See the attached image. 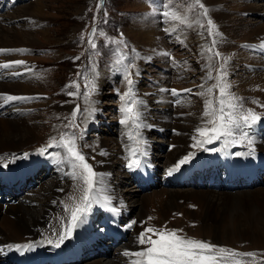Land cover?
<instances>
[{
	"label": "rangeland",
	"instance_id": "1",
	"mask_svg": "<svg viewBox=\"0 0 264 264\" xmlns=\"http://www.w3.org/2000/svg\"><path fill=\"white\" fill-rule=\"evenodd\" d=\"M14 1L15 3H13ZM206 1L211 3V0H201L209 9L208 17H202L200 15L202 10L199 9V7L189 11L192 0H152V3H149V0H9L8 2H6V0H0V4H2L0 15L4 17L12 16L13 22L9 24L7 20L0 21L2 29L3 26L7 27L9 32L6 33V36H11L13 34L12 32L18 29L17 31L21 34L22 41H24L23 43L25 44L20 49L27 50L24 53H0V63L2 64L12 61L24 62L19 66L13 65V67L9 69L0 68V73H2V76L0 75V84L7 83L8 81L29 83V88L33 92L31 95H33L34 99L20 101L16 107H14V103L12 102L6 106L8 110H15L21 107L22 110L20 111L19 109L18 115L20 114L23 120L30 121L37 128V140L30 144L27 150L24 149V151H26L24 153H29V156L33 155L39 160L48 155H39L37 150L41 147H47L51 137H55L56 140L59 141L62 133H75L78 137L77 145L86 157H90V155L86 153L87 147L89 150H92L98 147L100 141L103 140L106 152L114 153L112 157L118 159V153L122 152V146L126 145L128 141L127 136H125L126 132L132 131L130 125L125 127L119 122L122 118V113L120 112L122 104L120 95L127 91V84L123 78V66L117 63V61L122 58L124 64H128L130 60L134 63L135 67H130V72L135 73L137 70L139 71V75H133L132 78L135 81L137 98L142 99L145 103L144 117L146 122L152 125L150 129H142V133L146 140L149 138V140L152 141V145L149 147L147 160L149 164L152 165L150 167H153L152 169L154 171L152 174L148 166V171L150 175H153L154 180V185H151V187H156V190L163 187L160 183V177L164 176L161 163L163 160L164 162L166 161L169 148L173 146L174 154L181 150V145L173 144L171 129L168 128V122L170 121L169 115L176 112L179 107L185 105V112L189 117L188 128L196 118H204V99L206 97L198 95V93L205 88L212 87L216 83L215 77L217 76V70L220 64L223 63V57L229 58V62L226 65L227 75L225 79L230 85L228 89L230 95L238 98V101L242 102L241 111L246 112V110L250 108L261 116V121L255 126V129L258 127L264 128V107H261V105H264V99L257 95V90L264 91V86L261 84L254 85L258 82L255 75H261V78H263L262 80H264V71L261 68V71L255 74L257 70L251 69L245 64V61H249L247 58L243 57L240 59L239 57H233V54L241 51L248 54V47H243L246 43L241 41V33L247 35L248 31L255 30L254 28L259 26H264V0H248V4L253 8L252 11L238 16L240 20H242L240 24L243 26V29L238 28L240 25L235 22L228 23L229 28L233 31L229 32L228 41L222 42L223 40H220L221 42H218L215 51L221 53V58L214 57L211 61V68L207 67L209 64L207 56L209 54L204 51L211 47L212 39L207 35L206 31L207 19L211 18L217 26L218 22L215 19L216 15L212 16L210 14V8L206 4ZM222 1L227 4L230 3L229 0ZM36 3L41 4V8L37 11L38 17L34 16V13H31L33 12L32 9H28L31 5L33 6ZM15 5L16 7H13ZM98 5H100V7H97ZM164 5H168L169 7L165 8ZM153 6L159 8V11L154 15H146L152 13ZM2 9L3 11L6 9V11L3 13ZM166 10L177 11L180 15H187L189 23H191L192 26L187 27V24H181L178 21H172L164 17L162 13ZM236 11L235 13L239 12ZM27 12L30 13L28 14ZM15 18H20V20H16ZM196 21H199V24L196 23ZM200 24H203L204 27H200ZM93 28L96 29V34L93 36L96 43L95 49L90 48L88 44V37L89 34L92 33ZM150 30H152L154 36L152 38L153 40L149 42L144 38L143 34L144 32L148 33ZM43 31H46L45 35ZM81 37H83V39ZM34 38L35 41L31 43L30 40ZM121 39L124 40V44L119 43ZM0 49L4 48L0 47ZM5 49L10 50L19 48L5 47ZM164 53H168V55H164ZM253 53L261 58L260 61L264 62V50H261L258 46H254ZM77 57H79V59H76ZM149 57L150 59H148ZM234 62H236V64ZM257 66L259 67L258 64L254 67ZM246 67L248 70L245 69ZM209 72L211 73L212 79L208 78ZM15 73H19V75ZM97 77H100V80H98ZM92 79H95L97 92L95 95L91 96V100L96 102L95 108L97 111L93 117H89L86 109H88L90 105L85 102L83 93L87 91L85 87L86 81ZM76 84L79 85L80 95H69V93L77 91L75 87ZM202 85L203 88L201 87ZM172 89L178 91L182 89H191L192 92H181L180 99H173L176 96L171 94L170 90ZM15 94L17 96L21 95L20 93ZM218 96L219 90L213 89L212 99L214 106H218L215 104V99ZM177 102L180 103L177 104ZM63 103H68L70 105V110L64 113L65 116L61 115L62 111L58 112V108ZM77 106H79V111L77 112L74 123L79 125V127H72L69 122L72 121V113L77 109ZM0 117L4 118L5 114L3 116L0 114ZM160 127L162 131L158 130ZM188 132V130L182 131L180 134L186 138L189 135ZM261 133L264 132L261 131ZM164 141L165 145L163 147H158V145L162 144ZM240 146H243L244 151H248L246 145L240 144L234 146L230 145L227 150L235 153ZM205 147L209 149H223L219 141L205 145ZM256 149L257 148H255V153ZM54 151L63 152L62 149H48L49 153ZM211 152V150L204 151L202 148H197L196 151H194L195 155L191 161L202 156L208 157ZM216 153H224V150L212 153L210 158L214 160L210 159L208 163L203 162L202 164H208L210 166L215 160L221 159L223 161L224 159L222 157L214 156ZM260 154V159L263 160L264 153L262 154L261 152ZM254 155L256 156V154ZM245 156L246 157L237 156V158L241 161L243 159H248L250 155ZM105 157L106 156H103L102 159H105ZM25 159L27 158L19 160V162L14 165L8 164L7 167L16 168L23 164ZM46 161L51 162L54 166L52 159ZM88 162L93 164L90 160ZM123 163H117L113 167V172L111 173L113 178L119 177L121 166L125 169L126 165ZM223 163L229 165L235 164L230 159L223 161ZM243 165H245V163ZM0 168L6 167L0 166ZM261 170L262 169L257 166L254 161H249L247 167L240 171H243L248 176L255 177ZM54 172L53 168L48 172L44 170L38 172L33 177V180L29 179L27 181V183L32 181V186L22 187L20 188V193L8 194L7 196L10 197V199L20 198L26 191L40 185L46 188L45 190L47 191L53 190L54 187H48L50 186L48 176L52 175ZM260 174H262V184H259V186H264V170ZM136 176L141 177L142 173ZM128 178L126 177V180L129 182ZM61 180L63 181V179ZM124 182L125 178H121V185L125 186ZM143 183L134 182L133 184L130 181V185L133 187L137 186V188H142L143 190L148 189L146 188L147 184L145 185V182ZM141 184L142 187H140ZM241 185L242 188L249 189L247 187H251L252 182L241 183ZM82 187V181L72 180L68 191H66L64 195L63 201H61L63 206L65 204L69 205V212L65 213L64 210V215L62 217L53 219V223L47 231L49 236L53 234V231L59 234L62 224L68 223L71 207L80 202ZM0 188H3L1 182ZM175 188L183 190L192 189L195 191H205L207 189L191 185ZM217 192L226 191L220 190ZM1 194L0 198H4ZM98 195L104 196L101 192L98 193ZM157 196L158 195L155 193L148 194L145 201L146 210L144 209L145 211L140 212V218H149L152 216L151 213H147V209L153 208L160 202V197ZM196 201L197 199H190L185 205L189 206ZM123 202L124 200L119 207L125 206ZM256 204H258V202L252 204V207H254L252 208V212L254 214L253 216L256 218L259 217L257 224L260 226L256 224V227L245 228L249 229L246 230L248 234L264 237V215L261 217L260 211L254 206ZM112 205L115 206V204ZM227 208L224 210L223 216H225V221H232L234 217H239L241 202L239 205L236 203V200H230ZM134 209H136L134 205L127 203L124 209H120L118 214L121 217L120 219V217L114 215L112 212L100 208L99 205H94L90 215L97 214V222H101V224L98 225V229L95 233H93L91 229H89V231L85 225L82 224L78 227V235L76 237H88L92 239L95 243V248L104 249V252L98 251L92 257L86 256L78 264H96L94 262L98 261L102 264H110L112 262V257L117 255L119 249H126L127 240L131 238L132 231L122 232L120 228H118V231L124 235V238H121L124 240H117L118 242L114 247L111 246V241L113 239L106 236L112 233H106L108 226L120 227L125 220L129 222L137 217L138 214L136 215ZM101 210L104 211V216L100 215ZM104 221L106 223H104ZM254 228H256L255 231ZM256 232L258 234H255ZM72 237L74 236L71 235L64 240L61 246L65 249L69 248V239ZM197 239L202 238L197 237ZM202 240L228 249H234L238 252H252L256 254L255 257L252 258H242V264H264V248L257 249L250 247L248 249H243L238 245L227 242H215L210 239ZM48 249L55 251L56 248L51 247ZM33 250L34 249H32L31 253L34 254L36 252L38 253L39 249L36 248V250ZM14 251L15 249L11 250V255H14ZM43 251L44 250H41L38 254H45ZM23 256L24 253L22 254L21 252L19 259H22ZM48 257L49 256L42 257L40 260L30 264L46 263L56 256L52 255ZM4 261L5 258L0 254V262ZM15 261L16 260H14V262ZM55 261H57L56 264L59 263L57 259H55ZM11 262H13L12 259Z\"/></svg>",
	"mask_w": 264,
	"mask_h": 264
},
{
	"label": "bare ground",
	"instance_id": "2",
	"mask_svg": "<svg viewBox=\"0 0 264 264\" xmlns=\"http://www.w3.org/2000/svg\"><path fill=\"white\" fill-rule=\"evenodd\" d=\"M229 1H230L229 4H227L222 0H211V3L206 1V4L210 8V14L212 16L216 15L215 19L218 22L219 32L223 34L222 42L228 41L227 39H229V32L233 31L231 28H229L228 23L235 22L238 25H240L238 28L243 29V26H241L240 24L242 20H240L238 16H242L243 14L252 11L253 9L251 5L248 4V0H229ZM1 5L2 4H0V8L2 7ZM13 7H16V5ZM40 8H41V4L36 3L33 6L31 5V7H29L28 9L29 10L32 9L33 12L31 13H34L33 15L38 17L37 11ZM236 10L239 12H237ZM5 11L6 9L3 11V13ZM235 11L237 13H235ZM15 19L20 20V18L19 19L15 18ZM4 20H7L10 24L12 22V16L4 17L3 15H0V21H4ZM187 27L189 26L187 25ZM254 29L255 30L248 31L247 35L245 33L244 35L243 33H241V39H242L241 41H244L246 45L252 46V47H248L247 49L248 54L241 51L239 53L233 54V57L235 58L239 57L240 59L243 57L247 58L249 61H245V64H247L249 68L257 70V72L255 73L257 74L261 71V68L264 71L263 69L264 62L260 61L261 58H259L255 53H253V47L259 46L262 43V41H264V26L262 27L259 26ZM17 30L12 32L13 34L11 36H6V33L9 32L7 30V27L3 26L2 29L0 25L1 48L3 47L5 49V47H13V48L15 47L20 49L22 48V46L25 45L23 43L24 41H22L21 34ZM43 34L45 35L46 31H43ZM143 35L147 41L150 42L153 40L152 38L154 35L152 30L148 31V33L144 32ZM30 41L32 43L33 41H35V38ZM234 63L236 64V62ZM256 64H258L259 67L258 66L254 67ZM245 69L248 70L247 67ZM250 72L248 71L249 74ZM0 75L2 76V73H0ZM255 76L258 82L255 83L254 85L261 84L264 86V80H262L263 78H261V75L259 76L255 75ZM99 78L97 77L98 80H100ZM257 91H258L257 94L258 97L260 96L264 99V91H261L259 89ZM15 93H20L21 95L19 96L33 97V95H31V93L33 92L29 88V83L28 84L17 83V82L15 83L14 81L12 82L8 81L7 83L0 84V94L17 96ZM180 95L181 92H179V95H177L173 99H177V98L180 99ZM1 99L2 98H0V102L4 104L3 99L2 100ZM205 99H207V97ZM19 102L20 101H14L12 103H14V107H16ZM178 103L180 102H177V104ZM19 109L20 111L22 110L21 107L20 108L18 107L15 110L12 109L8 110L6 108L1 111L2 113L5 114V117L4 118L0 117V156H3L4 154H15L16 156L21 157L19 159H16L15 161L8 163L13 165L17 164L19 160L23 159V153L26 152L24 151V149L27 150L29 145L32 144L38 138V134L36 133L37 128L30 121L23 120L20 114L18 115ZM69 110H70V105L68 103H63L58 108V112L62 111L61 115H64V113H66ZM185 111H186L185 105H183L179 107L178 110H176V112L169 115L170 121L168 122V128L171 129V133H172L171 137L173 138V144L181 145V150L179 152L177 151V153L174 154L172 148L173 146L169 148L166 161L164 162L163 160V162L161 163V166L164 170V176L160 177L161 179L160 183L163 187L158 190H156V187H151V185H154V180L152 175L154 171L152 169L153 167H150L152 165L149 164L148 160L147 163L149 165L150 172L152 173L151 175L150 172L148 171V166L143 168L139 172L135 173L136 175L142 173L141 177L133 175V171H129L127 167H125L124 169V167L121 166V173L119 177L113 178L111 176V173L113 172V167L117 163L120 164L124 162L123 164L125 165L127 164L128 148L130 146H133V141L130 140L128 137L129 132H126L125 136H127L128 141L126 145L122 146L123 148L122 152L118 153V159L112 157V154L114 153L106 152L103 140L100 141L98 147H95L92 150H89L87 147L86 153L87 155H90V158L94 157V159H89V160L93 163L96 171L98 173L105 174L104 190L101 191V193L103 195L111 196L112 204H115V206L118 207L119 209H124L127 203L134 205L136 208L134 209V212L136 213V215L138 214L137 217L133 218L129 222L125 220L123 224L120 225V227L119 226L115 227L112 225L108 226L106 234L108 233H112V234L111 235L108 234L106 236L111 237L113 240L117 239L118 237L124 238V235L118 231V228H120L122 232L132 231V234L130 233L131 238L127 240L128 242L126 245V249H119V251L117 250L118 251L117 255H114V257H112L111 259L112 262L110 264H129V261L132 258L125 257L123 255V252L125 250L139 251L143 247H145L137 243V236L141 231L144 230V228L148 226L161 227L166 225L169 229L172 228L183 229L184 233H186L190 237H194V238L200 237L202 239H210L215 242L216 241L227 242L238 245L243 249L244 248L248 249L250 247L257 249L264 248V239H263L264 237H259V235L256 236L254 234H248V231L246 230L249 229L245 228V227L252 228L253 226L256 227V224L258 223L259 217L256 218L255 216H253L254 215L252 212V208H254L252 207L253 203L258 202V204L254 206H256V208L260 211L261 217H263L264 215V186H259V184H262L261 182L262 174L259 173L257 176L253 178H247V175L243 171L239 173H229V171H226V173L223 174L220 172L219 169L216 168L214 163L211 164L210 166L208 164H202L203 162L208 163L210 159L214 160L213 158H210V156L212 155V153L218 151H212L208 155V157L202 156L193 159V161H190V163L181 167L180 170L182 171L174 172L171 175L168 174V170L174 167V165L179 159H181L183 156L187 155L190 152L196 151L197 148L192 147L194 143L192 137L195 134V129L197 127L203 126L204 120L206 119L205 117L196 118V120L193 121L191 126L188 128L189 117ZM161 127L158 128L159 131H162ZM187 130L189 131L188 132L189 135L188 137L185 138L180 134V132ZM261 131L264 132L263 127H258L257 129H255L256 143L254 147L257 148L255 153L256 156L250 155L248 156L249 157L248 159H243L241 164L242 166L238 163L231 164L229 165L230 169L239 170V171L244 170L247 167L248 161H252V162L254 161V163L257 166L264 168V159L261 160L259 156L261 155L260 154L261 152L262 154L264 153V136H263L264 133H261ZM147 141H148V149H149L150 145H152V141H150L149 138ZM164 145H165V141L162 142V144H159L158 147L160 146L163 147ZM101 150L105 151L107 155H100ZM223 150L224 153H216L214 154V156L222 157L224 159L223 161L230 159L232 160V162L235 159H239L237 158V155H235V153L247 152L244 151L243 146H240L238 150L235 151V153H233V151L227 150V148H223V149L221 148L219 151H223ZM61 156H63V152L61 153ZM103 156H106L105 159H102ZM239 156L246 157L245 154ZM7 159L8 161H11L12 157L8 156ZM48 159L51 158L49 156L42 157L39 160L35 158V160H37L36 167H39L40 163H43ZM5 162L6 161H0V166H4ZM244 163L245 165H243ZM24 164L25 162L16 168L13 167L0 168V182L3 185V188H0V194L2 193L1 195L4 198H6V199L0 198V254L2 255V257L5 258V261L0 262V264H11L14 263V260H19V256L21 252L15 250L14 255H11L12 249H8L5 247L8 244L15 245V244H25L29 242L32 243L39 242L38 246L34 247L33 249L34 250H36V248L39 249L38 253H40L41 250L39 247L42 246L44 250L43 252H45V254L39 255L37 252L33 254L31 253L32 250L27 252L26 251L22 252V254L24 253L23 258L27 259V262L29 263H33L34 261L40 260L42 257H46V256L49 257H51L52 255L56 257L58 256L57 248L54 245H49L46 242V238H51L53 240H56L59 234L56 235L52 234L49 236L47 234V231L50 225L53 223L52 222L53 219H55L56 217H62L64 215V209H63L64 206L61 204V201H63L64 195L66 191H68L69 186L71 185V182L73 180L71 175L69 174L71 173L72 169L67 164L58 165L54 163L53 169L55 172L52 175L48 176V180L50 182V186L48 187H54L53 190L47 191L45 190L46 188H43L40 185L36 188H31L30 190L26 191L20 198L10 199V197L7 196L8 194L20 193L21 192L20 188L25 186L30 187V185L23 182L25 176L27 174H30V169L21 171L20 168L23 167ZM222 167L225 168L227 166H225L224 164V166ZM203 168H206V170L204 171ZM195 170H199L200 173H195L194 172ZM128 175H131L135 179L134 182L136 183L145 182V185L147 184L146 188L148 189L143 190L142 188L140 189L137 188V186L136 187L131 186L130 181L128 182L126 180V177L128 178ZM121 178H125V182H124L125 186L121 185ZM61 179H63V181ZM249 182H252V186L247 187L249 189L242 188L241 183H249ZM188 185L197 186L200 188H207L208 190L206 189L205 191L204 190L195 191L192 189L183 190L180 188H175V187H182ZM140 187H142V184ZM220 190H225L226 192H217ZM149 193L150 194L155 193L160 197L159 198L160 202L158 203L156 201L158 203L157 205H155L153 208L151 207L152 209L151 208L149 210L147 209V213L149 214L151 213L152 215L151 217L153 219L151 220H149L148 218L143 217L144 218L143 219L142 217L141 218L139 217V215L141 216L140 212L146 210L145 201ZM190 199H197V201L189 206L185 205V203L186 202L188 203ZM233 199L236 200V203H238L239 205L241 202L239 217H234L232 221H225V216H223V212L227 208L230 200L232 201ZM123 200L125 206L123 205L124 207H119V205L122 204L121 202ZM100 208L105 209L101 206ZM96 215L97 214L90 215L89 213L87 217V221L86 223H84L85 227L88 230L91 229L93 233L97 231L98 225L101 224V222H96V223L92 222L91 217ZM117 216L120 217L119 215ZM133 220L137 222L136 225H134L131 229H128L126 225ZM66 223H63L62 225L66 226L68 224ZM104 223L106 222L104 221ZM255 230L256 228H254V231ZM61 231H62V226L60 232ZM257 232L255 234H258ZM71 235H73L74 237L78 235V227L73 230ZM51 247L56 248L55 251H51L50 249H48ZM60 247L62 246L60 245ZM56 257L52 258L46 263L41 262L38 264H52V263L56 264L57 262L55 261ZM11 259L13 262H11ZM94 263L102 264L99 261Z\"/></svg>",
	"mask_w": 264,
	"mask_h": 264
},
{
	"label": "snow or ice",
	"instance_id": "3",
	"mask_svg": "<svg viewBox=\"0 0 264 264\" xmlns=\"http://www.w3.org/2000/svg\"><path fill=\"white\" fill-rule=\"evenodd\" d=\"M152 3V0H149ZM97 7H100L98 5ZM168 8V5H164ZM199 7L202 11L200 15L202 17H208L209 9L201 2V0H192V4L189 11ZM159 11V8L153 6L152 13L146 15H154ZM162 15L172 21H178L181 24H187L191 27L187 15H180L177 11L166 10ZM199 24V21H196ZM200 27H204L200 24ZM207 35L211 37V47L204 51L208 53L207 59L209 64L208 68H211V61L213 58H221V53L215 51L217 44L222 40L223 34L219 32L218 26L213 22L211 18L207 19ZM96 34V29L93 28L92 33L89 34L88 44L90 48L95 49L96 43L93 36ZM83 39V37H81ZM120 44H124V40L119 41ZM243 47H252L250 45H244ZM264 49V41L258 46ZM26 49H0V53L5 52H26ZM134 51V50H133ZM168 55V53H164ZM76 59H79L77 57ZM150 59V57L148 58ZM223 63L220 64L217 70V76L215 77L216 83L212 87L205 88L199 92L198 95L205 96V108L203 116V126L195 129V134L192 137L194 141L193 148H202L204 151H219L220 149H209L205 145L213 144L214 142H221L223 148H228L230 145H246L248 151L246 153L237 152L235 155L239 156L254 155L255 154V126L261 121V116L254 112L252 109L241 111L242 102L238 101V98L230 95L228 89L229 83L225 77L227 75L226 65L229 62V58L223 57ZM23 61H12L9 63L0 64V68L9 69L13 65H22ZM117 63L123 66V78L127 84V91L120 95L122 101L120 112L122 118L120 124L125 127L131 126L132 131L128 133V137L133 141V146L128 148L127 164L126 167L129 171L142 170L149 166L147 163V156L149 154L148 141L144 138L142 129L151 128L152 125L146 122L144 117L145 103L142 99L137 98V91L135 88V81L132 78L133 75L138 76L139 71L135 73L130 72V67H135L134 63L130 60L128 64L123 63V58L118 60ZM19 75V73H15ZM209 79H212L209 72ZM77 91L69 93V95H80L79 85H75ZM87 91L83 93V97L86 103H89V108L86 109L89 117H93L97 109L95 108L96 102L91 100V96L97 92V85L95 79L87 80L85 83ZM203 88V85L201 86ZM213 89L219 90V96L215 99L214 106L212 94ZM173 96L179 95V92L191 93V89L170 90ZM0 98L3 99L5 104L14 101H28L34 99L33 97L26 96H14L7 94H0ZM264 107V105H261ZM79 106L72 113V121L70 125L72 127H79L74 123ZM77 139L75 133L67 134L62 133L59 141L55 137H51L48 141L47 147H41L37 150L39 155H48L54 163L61 165L67 164L71 169L69 173L73 180L82 181L83 187L81 188L80 202L71 207L68 224L62 225V231L57 236L56 240L46 238V242L55 247H60L64 240L71 236L73 230L82 224L86 223L89 213L93 210L94 205H99L106 210L118 215L120 209L116 206H112V197L104 195L100 197L99 192L104 190V173H98L95 171L93 164L89 163V159L94 157H86L77 145ZM48 148H56L63 150V156L60 151H54L49 153ZM100 155H107V153L101 150ZM195 153L190 152L187 155L179 159L174 167L168 170V174L171 175L174 172L180 171L183 165L190 163ZM11 156L12 160L8 161L7 157ZM29 153H23V158H27ZM21 157L15 154H4L0 156V161H6L4 166L7 167L8 163L15 161ZM65 212H69V205H64ZM153 219L152 217L148 218ZM136 221L133 220L126 225L128 229H131L136 225ZM53 235H56L53 231ZM155 237V238H153ZM137 243L143 245L139 251L125 250L123 255L125 257H131L129 264H242V258L255 257V253L252 252H238L234 249H228L222 246H218L214 243L204 241L188 236L184 233L183 229H169L166 225L161 227L148 226L144 228L137 236ZM39 242H29L25 244H8L5 247L8 249H15L18 252L31 251L34 247L38 246Z\"/></svg>",
	"mask_w": 264,
	"mask_h": 264
}]
</instances>
